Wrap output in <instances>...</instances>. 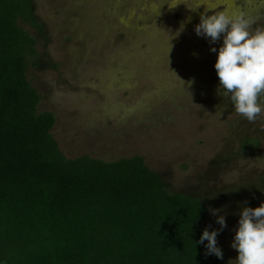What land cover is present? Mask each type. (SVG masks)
Returning a JSON list of instances; mask_svg holds the SVG:
<instances>
[{"label":"rangeland","instance_id":"rangeland-1","mask_svg":"<svg viewBox=\"0 0 264 264\" xmlns=\"http://www.w3.org/2000/svg\"><path fill=\"white\" fill-rule=\"evenodd\" d=\"M32 1L47 38L19 24L50 68L29 65L26 78L37 112L55 117L50 135L64 158H142L170 192L203 203L204 227L220 230L217 247L236 264L240 213L264 203V114L250 123L218 94L223 34L210 43L195 26L224 11L264 28V0H179L172 9L177 0Z\"/></svg>","mask_w":264,"mask_h":264},{"label":"trees","instance_id":"trees-1","mask_svg":"<svg viewBox=\"0 0 264 264\" xmlns=\"http://www.w3.org/2000/svg\"><path fill=\"white\" fill-rule=\"evenodd\" d=\"M20 22L47 38L32 0H0V264H226L196 243L203 203L142 158H64L26 78L50 65Z\"/></svg>","mask_w":264,"mask_h":264},{"label":"clouds","instance_id":"clouds-1","mask_svg":"<svg viewBox=\"0 0 264 264\" xmlns=\"http://www.w3.org/2000/svg\"><path fill=\"white\" fill-rule=\"evenodd\" d=\"M179 4L183 3L177 0L169 8ZM253 23L244 14L229 15L219 11L201 14L200 23L195 26L196 34L210 38V43L217 42L223 34V44L214 65L219 78L218 94L230 98L235 112L250 123L264 114V28L253 29ZM181 26L176 37L183 31V24ZM210 51L217 52V49L213 47ZM209 211L216 215L221 210L210 208ZM217 223L221 230L227 226L222 215ZM238 225L231 244L238 252L236 264H264V203L255 208L244 207ZM219 231L210 232L205 228L196 243L207 241L205 255L215 254L223 259V252L217 247Z\"/></svg>","mask_w":264,"mask_h":264}]
</instances>
